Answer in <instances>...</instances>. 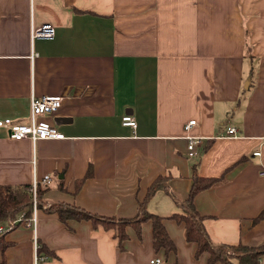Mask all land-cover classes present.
Here are the masks:
<instances>
[{
  "label": "crops",
  "instance_id": "crops-1",
  "mask_svg": "<svg viewBox=\"0 0 264 264\" xmlns=\"http://www.w3.org/2000/svg\"><path fill=\"white\" fill-rule=\"evenodd\" d=\"M43 24L55 38L32 40ZM32 95L64 97L40 117L64 138L16 141L0 127V185L36 177L44 190L35 225L0 232V264H35V244L42 264H207L172 218L195 170L222 178L194 199L211 243L264 245V0H0V120L28 123ZM188 136L203 138L192 155ZM161 178L147 211L164 219L168 255L154 248L152 220L125 227L121 242L102 223L46 211L133 219Z\"/></svg>",
  "mask_w": 264,
  "mask_h": 264
},
{
  "label": "trees",
  "instance_id": "trees-1",
  "mask_svg": "<svg viewBox=\"0 0 264 264\" xmlns=\"http://www.w3.org/2000/svg\"><path fill=\"white\" fill-rule=\"evenodd\" d=\"M194 185L189 198L182 204L183 213L174 215L172 218L179 223H184L186 226L187 240L197 244V257L203 253L209 254L207 264H261L260 260L264 256V245L260 247H251L243 244L237 246L230 245H213L205 231L203 225V218L197 211L194 203L195 196L202 190L216 186L221 183L222 178H202L195 170ZM163 178L155 182L148 191L147 197L140 205L139 214L128 220H116L111 218H104L93 215L84 209L73 207L65 203H57L50 205L46 211L55 213L59 216L62 222L68 221H92L95 226L102 223L103 226L110 230L117 231V237L122 242L127 238L125 227L134 226L139 227L142 222L152 220L153 223V236L154 248L156 251L163 250L166 255L176 252V245L168 235L162 217L149 214L147 211V203L161 188H165L167 184L162 183ZM43 191L38 189L39 208H44L42 201ZM33 212V196L31 192V185L12 186L0 185V222H7L9 220H16L24 214L25 219H30ZM1 241V239H0ZM7 246V245H5ZM44 248L39 246L38 254L47 256L44 253ZM228 251L233 254H228ZM45 254V255H44Z\"/></svg>",
  "mask_w": 264,
  "mask_h": 264
},
{
  "label": "built area",
  "instance_id": "built-area-1",
  "mask_svg": "<svg viewBox=\"0 0 264 264\" xmlns=\"http://www.w3.org/2000/svg\"><path fill=\"white\" fill-rule=\"evenodd\" d=\"M56 35V29L52 24H43L42 26L34 29L31 34L32 40L35 39H54ZM64 97L59 95H46L42 97H36L32 95L31 97V112L28 123H15L12 119H2L0 120V127L6 129L9 132L10 138L16 141L30 140L33 143H36L40 140H59L63 139L64 135L57 129L55 125L47 121L46 119H40L42 116L50 115L57 112L63 105ZM123 125L132 127L134 130L137 128V122L135 118L131 115H126L123 117ZM196 125V120L190 121L186 125V129L190 130L193 126ZM228 133L230 135H236L237 131L235 128H228ZM236 137V136H235ZM189 146L188 150L190 155L194 154L195 146L203 140L199 137H186ZM264 145V140L262 146ZM255 156H260L261 152L257 151L254 153ZM264 174V171H263ZM50 180L49 176H45L42 180L43 182H48ZM40 181L35 177L34 182L31 185V192L33 196V216L30 219H25V215L22 214L16 220H9L7 222V228L1 227L0 232L4 233L6 231H11L15 229L18 223L24 222L28 227L35 225L36 211L39 207L38 200V189ZM36 245V256L35 264H42L46 261L47 257L38 254L39 246ZM228 254H233V252L228 251ZM150 264H164L163 260L159 257H156L150 261Z\"/></svg>",
  "mask_w": 264,
  "mask_h": 264
}]
</instances>
